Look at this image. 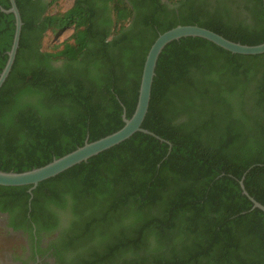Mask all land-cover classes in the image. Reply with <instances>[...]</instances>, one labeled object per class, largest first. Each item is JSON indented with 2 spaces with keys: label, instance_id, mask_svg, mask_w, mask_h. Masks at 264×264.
Returning a JSON list of instances; mask_svg holds the SVG:
<instances>
[{
  "label": "trees",
  "instance_id": "16d2710c",
  "mask_svg": "<svg viewBox=\"0 0 264 264\" xmlns=\"http://www.w3.org/2000/svg\"><path fill=\"white\" fill-rule=\"evenodd\" d=\"M56 1L16 0L23 27L0 88L2 171L42 167L121 129L149 50L178 25L264 42L263 0H74L50 13ZM1 7L10 0H0V74L15 34ZM142 127L167 142L138 131L40 182L31 205L30 185H0V209L48 240L59 264H264V211L240 184L264 205V53L200 37L169 43Z\"/></svg>",
  "mask_w": 264,
  "mask_h": 264
},
{
  "label": "water",
  "instance_id": "95a60500",
  "mask_svg": "<svg viewBox=\"0 0 264 264\" xmlns=\"http://www.w3.org/2000/svg\"><path fill=\"white\" fill-rule=\"evenodd\" d=\"M11 7L5 9L1 7V10L6 13H13L15 16V34L11 49L8 51V60L0 74V88L8 77L12 66L14 64L17 50L19 48L21 31L23 27V21L21 13L17 6L16 0H10ZM264 4V0H263ZM186 37H200L206 39L214 44L224 48L235 54L244 55H256L264 53V42L258 45H247L239 42H233L222 35L211 31L209 29L200 27L198 25H178L162 34L156 39L151 49L148 52L141 85L139 89V97L136 109L132 117L127 118L126 109L123 113L124 126L118 131L107 135L101 139L93 142H88L77 148L76 150L54 159L52 162L38 168H34L24 172L2 171L0 170V185L3 186H28L31 188L28 190L30 194L29 205L33 199V190L39 185L40 182L54 177L65 170L81 163L88 161L91 157L108 150L115 145L130 138L134 133L140 131L149 135H152L163 142H167L165 139L155 134L154 132L144 129L142 127L143 122L149 110L152 85L156 74V66L158 59L164 50V48L175 40H180ZM171 147V145H170ZM243 193L248 195L254 204L253 208H260L264 211V205L251 197L248 191L245 189L244 178L240 181Z\"/></svg>",
  "mask_w": 264,
  "mask_h": 264
},
{
  "label": "flooded vegetation",
  "instance_id": "af4514ba",
  "mask_svg": "<svg viewBox=\"0 0 264 264\" xmlns=\"http://www.w3.org/2000/svg\"><path fill=\"white\" fill-rule=\"evenodd\" d=\"M17 214V212H15ZM12 214L0 209V264H59L49 241L43 239L40 244L25 232V228H15L11 222ZM35 232V229H32ZM19 254L20 256H15Z\"/></svg>",
  "mask_w": 264,
  "mask_h": 264
},
{
  "label": "rangeland",
  "instance_id": "374dc122",
  "mask_svg": "<svg viewBox=\"0 0 264 264\" xmlns=\"http://www.w3.org/2000/svg\"><path fill=\"white\" fill-rule=\"evenodd\" d=\"M74 0H58L55 3H53L50 7V13H57L58 11H62V12H66L67 10H69L72 6H73ZM73 29H69L68 31L64 32V34L59 37L56 38L55 41H62L65 38H67L70 34H72ZM15 256H17V254L15 253Z\"/></svg>",
  "mask_w": 264,
  "mask_h": 264
}]
</instances>
